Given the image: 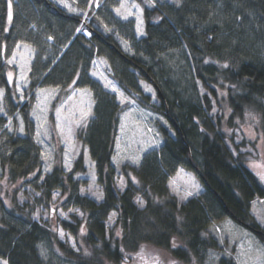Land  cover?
<instances>
[{"label": "trees", "instance_id": "trees-1", "mask_svg": "<svg viewBox=\"0 0 264 264\" xmlns=\"http://www.w3.org/2000/svg\"><path fill=\"white\" fill-rule=\"evenodd\" d=\"M71 1L85 18L54 0H10L9 21V0H0V258L8 264H117L123 252L153 246L182 262L202 264L206 250L219 249L209 226L225 216L264 241V229L251 213L253 200L264 198V182L249 170L232 138L226 142L224 112H219L225 103L231 125L248 109L264 117V0H135L144 18L145 35L139 39L133 20L114 15L113 0H101L96 8L91 0ZM108 22L131 29L125 39L135 54L123 50L114 32L107 30ZM80 26L91 32L89 38L77 30ZM20 42L35 50L28 91L52 86L64 94L85 87L93 94L92 115L75 136L95 162L104 191L100 203L78 191L74 175L87 171L83 155L67 172L58 154L38 183L43 160L31 113L34 98L19 101L8 79V60ZM178 56L184 60L181 72L175 67ZM100 57L126 94L162 112L174 130L158 123L160 148L145 152L139 163L119 165L126 179L123 190L116 185L112 163L123 105L91 75L93 61ZM138 76L154 83L157 102L141 88ZM50 122L53 125L52 115ZM179 167L197 173L205 195L178 201L169 180ZM37 184L43 199L61 190L84 212V218L61 220L76 238L77 249L62 242L53 228L32 219L31 206L12 198L11 210H5L3 196H11L6 186ZM138 196L145 200L141 208ZM112 211L117 219L108 233ZM218 264L236 262L223 255Z\"/></svg>", "mask_w": 264, "mask_h": 264}, {"label": "rangeland", "instance_id": "rangeland-1", "mask_svg": "<svg viewBox=\"0 0 264 264\" xmlns=\"http://www.w3.org/2000/svg\"><path fill=\"white\" fill-rule=\"evenodd\" d=\"M54 1L70 12L83 13L84 18L87 15L85 12L80 11L71 0ZM113 1L115 3L112 9L114 15L121 21L133 20L136 39L143 37L145 31L142 7L135 0H123L127 7L131 8V5L135 3L142 10L138 12L137 9L131 8L133 14L127 16V19H125L124 16L127 15L125 9L120 10L123 15L118 14L116 11L120 7L122 0ZM152 2H155V0H152ZM65 4L68 6L66 7ZM90 5H94L95 8L99 7L101 0H91ZM137 15L143 21V34L137 31ZM108 24L109 27H106L107 30L114 32L123 50L130 54H135V47H132L130 42L125 39V36L131 32V29L127 26L121 27L113 22H108ZM17 45H20V47L17 48ZM17 45L13 51V53H16L15 60L11 64L8 63V73H12V80L9 82L15 86L19 101H25L31 96L34 98L31 113L35 123V140L40 146L43 160L41 176L38 183L40 184L45 174L51 171L55 162V156L58 154L62 156L61 161L64 170L67 172L73 168L75 160L80 155H83L87 171L74 175V178L79 180L78 191L81 195L100 203L104 198V191L97 180L95 162L92 160L88 148L84 147L75 136V130L84 124L92 115L94 98L91 90L85 87H74L63 94V90L60 87L38 85L32 92L28 91L30 82L29 69H31L35 57V50L26 43L20 42ZM25 45L28 47L25 48ZM13 53L9 60L13 59ZM175 60L177 62L175 66L177 68L176 71L181 72L180 68L184 60H180L179 56ZM21 65H24V67L22 68ZM22 72L26 80L21 79ZM109 73L110 66L106 59L103 57L95 58L92 64L91 75L98 79L105 88L115 93L117 101L123 105L112 156V163L116 169V185L118 189L123 190L126 187V179L120 172L119 165L126 161L134 164L139 163L145 152L150 149L160 148L163 143V138L158 123L168 127L171 133L174 130L170 127L167 117L162 112L142 106L136 99L126 94ZM138 82L145 93L151 96L152 101L157 102L156 89L150 80L138 76ZM113 87L116 91H113ZM78 89L87 91L82 94L80 91H77ZM148 89L151 90L149 91ZM0 90H2V95H0L1 101L4 96V90L2 88ZM120 93H123L124 97L127 98L123 103L121 102ZM54 103L56 104L54 105ZM89 104L91 105L90 112L88 108ZM224 105L225 103H222V111L219 110V112L222 114L224 112L223 134L227 138L226 142L230 143L229 138H232L234 143L239 147L249 170L260 179L257 173L264 172V117L256 110L248 109L242 119L235 120V125L233 120V124L231 125L226 120L228 119L230 110L224 108ZM57 109H60L59 117L57 115ZM81 110L89 112L83 119H81ZM215 111L217 110L215 109ZM50 115L53 117V125L50 124ZM77 121H80V123L78 124ZM122 123L125 126L123 132L121 131ZM19 124L21 129L23 127L22 120L19 121ZM117 144H119V148ZM136 157L139 158L138 162H134L133 160ZM191 181H194L198 185V192L190 188ZM6 187L10 191L11 196H3L5 210H11L12 198H15L20 205L26 204L27 206H31L34 209L31 214L32 219L53 228V231L56 232L62 242L67 243L73 249L78 248L76 238L69 230L61 225V220L70 221L73 220V216L84 218V212L67 198L68 194L63 195L61 190H56L50 200H45L41 196V189H39L38 184L37 186L20 185L19 188L15 186ZM169 187L171 193L179 202H184L192 196L206 194L205 186L197 173L194 170L184 167H179L177 172L170 178ZM187 191H192L193 194L186 196ZM135 201L140 208L145 205V200L140 196L136 197ZM138 201H141L143 206ZM251 213L264 229V222H262L264 221V198H255L253 200L251 203ZM116 219L117 212L112 211L106 221L108 233L114 226ZM61 231L64 233L63 237H61ZM209 233L215 237L219 249L209 248L206 250L202 264H218L223 255L233 258L236 264H257L258 254L256 249L264 248V241L253 231L239 224L230 216H225L220 220H214L209 226ZM141 255H143L144 259H141ZM122 258L117 264H154L155 258L159 259V264H201L196 260H192L190 263L182 262L176 259L170 251L153 246H142L137 252L125 251L123 252ZM0 261L6 260L0 258ZM63 262L65 263V261Z\"/></svg>", "mask_w": 264, "mask_h": 264}, {"label": "snow or ice", "instance_id": "snow-or-ice-1", "mask_svg": "<svg viewBox=\"0 0 264 264\" xmlns=\"http://www.w3.org/2000/svg\"><path fill=\"white\" fill-rule=\"evenodd\" d=\"M148 2H149V3H152V0H148ZM65 6L67 7L68 5L65 4ZM97 6H98V3H97ZM131 8H135V9H137L138 12L142 11V10L140 9V6H139L138 4H135V3H133V4L131 5ZM131 8L127 7V6H126V3L123 2V0H122V3L120 4V7H119L118 9H116V11H117L118 14L123 15V13H121L120 10H121V9H125V11L127 12V15H125L124 18L127 19V16H130V15L133 14L132 11H131ZM70 10H73V9H70ZM12 16H13V13H12V4H11V2H10V0H9V4H8V19H9V21L12 20ZM137 22H138V23H137V31L140 32L141 34H143V29H142L143 21H142V19L140 18L139 15H137ZM77 30L79 31V29H77ZM50 39H51V38H50ZM19 47H20V45H17V48H19ZM27 47H28V46L25 45V48H27ZM15 56H16V53L14 52V53H13V59H10V60L8 61L9 64H11V63L14 62V60H15ZM21 59H23V57H21ZM224 66L227 67V65H224ZM21 67L23 68L24 65H21ZM29 70H30V69H29ZM8 78H9V81L12 80V73H11V72L8 73ZM21 79L26 80V77L23 75V72L21 73ZM73 83H75V81H73ZM106 86H108V85H106ZM148 90L150 91L151 89H148ZM77 91H80V92L83 94V93H85L87 90H79V89H78ZM113 91H116V89H115L114 87H113ZM0 95H2V90H0ZM120 96H121V102H122V103L125 102V101L127 100V98L124 97V94H123V93H120ZM88 108H89V112H90V110H91V105H90V104L88 105ZM89 112H84L83 110H81V119H83L84 117H86V116L89 114ZM59 113H60V109H57V115H58V117H59ZM77 123L79 124L80 121H77ZM124 127H125V126H124V124L122 123V124H121V131H122V132L124 131ZM21 131H23V127H21ZM117 147L119 148V144H117ZM114 159H115V158H114ZM133 160H134V162H138L139 158L136 157V158H133ZM257 174L259 175L260 179H261L262 181H264V172H260V173H257ZM190 188H191V189H194L196 192L199 191V187H198V185L195 184L194 181H191V182H190ZM192 194H193L192 191H187V192H186V196H190V195H192ZM138 203H140L141 206H143V203H142L141 201H138ZM262 222H264V221H262ZM82 231H83V230H82ZM60 234H61V237L64 236L63 231H61ZM173 247H175V243L173 244ZM142 251H143V250H142ZM256 252H257V254H258V255H257V264H264V248L256 249ZM86 254H87V253H86ZM141 259H144L143 255H141ZM0 264H7V261H0ZM154 264H159V259H158V258H155V260H154Z\"/></svg>", "mask_w": 264, "mask_h": 264}, {"label": "built area", "instance_id": "built-area-1", "mask_svg": "<svg viewBox=\"0 0 264 264\" xmlns=\"http://www.w3.org/2000/svg\"><path fill=\"white\" fill-rule=\"evenodd\" d=\"M79 31L82 32L88 38L91 36V32L87 28H85L84 26H80ZM49 40L52 41V39H50V38H49Z\"/></svg>", "mask_w": 264, "mask_h": 264}, {"label": "water", "instance_id": "water-1", "mask_svg": "<svg viewBox=\"0 0 264 264\" xmlns=\"http://www.w3.org/2000/svg\"><path fill=\"white\" fill-rule=\"evenodd\" d=\"M112 46V45H111ZM153 85H154V83H153ZM166 113H167V111H166ZM198 173H200L199 171H198Z\"/></svg>", "mask_w": 264, "mask_h": 264}]
</instances>
